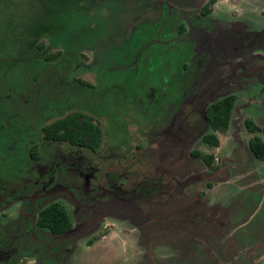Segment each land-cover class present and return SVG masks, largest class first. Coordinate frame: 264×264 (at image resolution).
<instances>
[{"label": "flooded vegetation", "instance_id": "1", "mask_svg": "<svg viewBox=\"0 0 264 264\" xmlns=\"http://www.w3.org/2000/svg\"><path fill=\"white\" fill-rule=\"evenodd\" d=\"M205 3L186 19L182 18L180 11L169 9L165 3L159 7V17L164 10L167 11L166 13L170 12L173 19L176 17V21L179 15L178 26L182 25L184 31L174 29L171 35V37H174L172 39L174 43L171 48L167 47L170 44L168 37L170 34L165 33V31L164 40L157 39L154 43V45L163 48L156 50L154 54L163 57L168 49L176 48L178 54L183 57L191 56L188 67L174 68L173 70L171 68L152 69L150 60H146L143 63L146 66L139 69L136 67L138 60L136 58L133 62L135 67L131 75L124 76V81L121 82L120 72L123 73V71L119 68V64L114 65L112 62L113 65L110 67L111 70L105 77V81L101 82L96 89L80 80L69 77L59 78L62 84L52 88L53 96L60 93L65 96L68 90V92H71L70 99L75 97L79 104L88 103L94 108L95 114H104L105 117L93 118L82 111H75L57 118L49 124L73 113H78L92 120L100 129V124L103 123L102 119L105 118L104 122L107 120L110 125V128H108L109 133H107L105 140L101 129L102 141L100 145L91 148L89 146L74 145L66 141L45 139L42 132L43 126L41 128L40 145L42 147L44 144L63 146L64 148L61 147L62 150L66 151L67 154L58 158L55 152H51L49 156V165L53 167V170L59 166L57 162L66 166L64 171L58 170L59 172L56 175L59 179L56 178L57 183L54 184V188H49L54 179H44L47 173L45 168L40 166L39 163H32L36 158L40 159V163L45 162L44 156L38 154L40 149L38 143L29 148L27 163L30 161V165L26 166L25 158L24 175H21L19 164H13L16 168L13 171L15 176L9 181L11 184L9 190H7L8 181L4 174L6 162L3 158L5 157L0 154V207L3 204L15 205L12 211L5 214L0 213V264H15L18 256H20L18 262L25 263V253L30 252V250L21 247V237L24 235H34L36 230L55 235L47 229L36 226L39 212L47 207L45 206L35 213L38 202L69 195L73 183L77 187L76 189L81 188L83 202L88 201L84 186L87 187L91 180L98 182L99 195L91 199L96 198V204L85 205L84 209L92 213L93 219L99 220L97 223L102 222L101 232L107 226L106 221L110 220L116 224L113 219H109L113 217L112 211L114 208L127 210L129 207H136L137 209H134V212L141 213L138 215L144 218L139 233H136L143 243L141 241L137 243L140 246L143 245L146 249L149 248L151 252L145 256H142L143 254L137 255L134 260L135 264L264 263L261 257L253 258V256H250L252 252L260 247V244H264V237L252 246H249L248 242L245 243L243 240V238L254 237L261 230L259 227L250 225L245 227L244 231H241L244 224H237L238 226L231 228L227 224L228 219L226 217L222 218V216L209 214L202 209L199 201L201 196L200 187L204 181L216 180L221 171L227 168L233 169L230 165H236V161L234 160L232 163L231 160L237 157L234 148L229 149L228 153L222 152L223 155L219 159L215 157L214 153L205 154L202 150L194 148L199 139L205 144L202 141V136L209 132L208 127L205 125L203 111L213 100L232 94L231 88L236 86L233 79L255 73L252 67L246 65L244 62L245 57L242 56L244 48L253 47L252 43L255 42L252 40L253 36L250 33L247 34V28L243 25L244 22L240 19L216 17L213 14L215 5L212 7L211 14L203 15L201 10ZM152 41L154 40L151 38L149 41L147 39L143 47L145 51L151 50L153 45L150 43ZM144 54L150 57L149 53L144 52ZM260 57L264 60V54ZM191 65L193 66L190 67ZM222 89L225 90L222 91ZM232 95L235 96L236 102L237 96ZM118 107L128 108L130 111L131 109L139 110L137 113V117L141 119L139 123H142L145 130L148 131L147 136H143L140 143L134 145L132 150H134V156H141L146 161L149 173L148 175H142L141 172L134 180L126 172L119 173L106 170L108 164L112 166L111 159H116L119 156L126 157L131 152V149L129 150L131 145L127 144L125 149L121 148V145L126 144V124L128 120H131L129 119L131 115H129L130 112L127 114L123 109V111H119ZM235 108L236 106H234L233 112ZM116 109H118L117 114L115 113ZM113 112L115 116L112 117H116V120L107 117V115L111 116ZM245 120L252 121L259 129L255 133L246 130L249 134H252L249 141L257 136L264 143V126H259L252 118H246L244 122ZM5 127L3 123H0V133L6 130ZM2 128H5V130L2 131ZM23 129L18 127L16 132H21L27 136L25 134L28 130L27 126ZM11 131L15 132L14 129H11ZM214 134L220 144L218 135L221 134ZM114 140L118 141L114 142ZM104 141H107L108 144L105 145ZM249 141L247 149L239 150L238 148L240 161L246 162L248 166L242 172H233L229 182L232 183L234 180L239 179L249 186L258 185L262 195L264 193V159H259L252 153ZM219 144L217 147L206 144V147L215 151L220 147ZM235 145L240 147V143L236 139L233 146ZM192 152H200L202 155L213 157L212 164L207 165L202 159L193 156ZM87 154L95 156L97 158L96 162H93L92 158H86ZM224 155H226L225 158ZM222 159L225 160L224 165L220 164ZM256 160L261 162L262 165L259 166L255 163ZM91 164L92 167H90ZM100 165H105L106 172L95 175V172L100 171ZM73 168H75L78 175L73 174ZM203 170L211 172V176L207 177L202 174ZM248 176H250L249 181ZM74 179H80V183ZM196 180L201 184L193 195L188 196L184 191ZM218 184H221V182ZM206 187L213 189L214 186L211 182H208ZM77 205L80 207L79 204ZM63 208L66 210L64 206ZM15 213L16 222L7 223L8 219H13ZM30 219L32 220L31 225ZM22 220L25 222L24 225H21ZM84 221L87 220H83L82 223ZM79 222L78 224H81V221ZM71 223L73 228L75 222L71 221ZM84 229L88 230L90 226L85 225ZM71 230L63 234H68ZM204 236L221 240L222 244L215 247V245L205 240ZM153 247L155 248L154 252H152ZM215 249L220 252L217 253Z\"/></svg>", "mask_w": 264, "mask_h": 264}, {"label": "rangeland", "instance_id": "2", "mask_svg": "<svg viewBox=\"0 0 264 264\" xmlns=\"http://www.w3.org/2000/svg\"><path fill=\"white\" fill-rule=\"evenodd\" d=\"M112 1L114 0H0V123L6 126V130L2 128V131H5L0 133V154L5 157L3 159L6 162L4 174L8 181L7 190L11 187L9 181L15 176L13 171L16 168L13 164H19L21 175H24L25 158L27 163L30 146L41 144L43 126L75 111H82L93 118L105 117L104 114H95L94 108L88 103L79 104L75 97L70 99L71 92L68 90L65 96L61 93L53 96L52 88L62 84L59 78L69 77L80 80L96 89L105 81L113 63L119 64L120 43L138 25L157 21L159 7L163 3L171 10L180 11L182 18L186 19L200 9L207 0H152L147 3L148 7L139 6V0H115L120 1L116 11L110 10L113 9ZM213 14L218 18L228 17L244 22L247 34L250 33L255 42L252 43L253 47L244 48L242 56L245 57L246 65L252 67L255 73L233 79L236 86L231 83L234 86L231 88V93L237 96L236 108L231 115L229 130L218 135L220 140L218 150L207 148L200 139L194 146L205 154L214 153L217 159L223 155L222 152L228 153L231 148L237 153V157L231 160L232 163L236 161V165H230L233 169L227 168L221 171L216 180L204 181L200 187L199 201L202 209L209 214L226 217L227 224L231 228L240 224H244L241 231L250 225L259 227L261 230L254 237L243 238L245 243L248 242V245L252 246L264 237V193L260 194L258 185L249 186L239 179L230 183L229 180L233 172H242L248 166L246 162L240 161L238 154V148L247 149L248 141L252 136L244 127V119L252 118L259 126H264V60L260 57L264 54V0H217ZM179 19L178 15L177 23ZM99 26V34H88V29L97 30ZM164 32L159 29L150 36L148 41L150 38L154 40L150 44L153 45L157 39L164 40ZM168 37L170 44L167 47L171 48L174 37L171 35ZM174 40L177 42L176 39ZM52 53L60 54L54 61H45V56ZM118 108L119 111L125 110L131 115L129 118L131 120L126 124V144L121 145L123 149L127 144L131 145L129 147L131 152L126 157L111 159L112 166L108 164L106 170L126 172L134 180L141 172L142 175L149 173L146 161L141 156H134L132 150L134 145L140 143L143 136H147L148 131L142 123H139L141 121L137 117L139 110ZM115 113H118V109ZM112 116H115L114 112L111 116L107 115L116 120V117ZM104 120L105 118L102 119L103 123L100 126L105 139L110 125ZM26 126L27 136L16 132L18 127L25 129ZM235 139L240 143V147L233 146ZM104 144H108L107 141H104ZM61 147L63 146L54 144H44L43 147L40 145L38 154L44 156L45 162L40 163L38 158L32 162L39 163L45 168L47 173L44 179H54L49 188H54V184L57 183L58 170L66 169V166L60 162H57L59 166L55 170L49 165L51 152H55L58 158L67 155ZM85 157L92 158L93 162L97 159L88 154ZM256 161L253 162L262 165L261 162ZM247 162L250 163L248 160ZM220 164L224 165L225 160L222 159ZM27 165H30V161ZM99 168L101 172H95V175L106 172L105 165H100ZM72 170L73 174L78 175L75 168ZM201 173L207 177L211 174L208 170H203ZM247 179L249 181L250 176ZM74 180L80 183V179ZM70 182L73 183L72 180ZM208 182L214 186L213 189L206 187ZM220 182L221 184H218ZM97 183L91 180L87 187L84 186L86 188L84 191L88 195V201L85 202L81 188L76 189L74 183L68 193L70 196L37 201L35 213L57 202L66 208L71 221L75 224L68 234L55 236L46 231L36 230L34 235L21 237V247L30 250L25 253L24 264H135L137 255L150 254L149 248L146 249L137 243L140 241L143 243L136 233H139L144 218L138 215L141 213L134 212L136 207H129L127 210L114 208L113 217L109 219H113L116 224L110 220L106 221L107 226L101 232L102 222L97 223L99 220L93 219L92 213L84 209L85 205L96 202V198L91 199L99 195ZM200 184L201 182L196 180L185 189L184 193L188 196L193 195ZM14 208V204H3L0 213L5 214ZM15 217L16 213L7 223H15ZM83 220L87 221L82 223ZM79 221L81 224H78ZM29 222L31 225L32 220L30 219ZM24 224L22 220L21 225ZM85 225H89L90 229L85 230ZM154 251L153 247L152 252ZM250 256L261 257L264 261V244H260ZM19 257L15 264H22L18 262Z\"/></svg>", "mask_w": 264, "mask_h": 264}, {"label": "trees", "instance_id": "3", "mask_svg": "<svg viewBox=\"0 0 264 264\" xmlns=\"http://www.w3.org/2000/svg\"><path fill=\"white\" fill-rule=\"evenodd\" d=\"M151 1L152 0H139L138 2L139 6L144 5L145 7H148L147 3H150ZM216 2L217 0H207L201 10V14H211L212 7L216 4ZM119 3L120 1H112L111 6L113 9L110 10L116 11L119 7ZM166 12L167 11L164 10L157 21L152 24L138 25L136 29L132 31L130 35L118 46V50L121 53L118 57L119 68L123 71V73L120 72L121 82L124 81V76L127 77L128 75H131V72L135 67L133 62L136 58L138 59L136 67L139 69H143L146 66L143 65L146 60H150V67L152 69L171 68L173 70L174 68H186L190 65L189 62L191 61V56L189 55L183 57L181 54H178L176 48L168 49V52L163 57L154 54L156 50L158 51L163 48L161 46L153 44L151 50L145 51V49H143L147 39L159 29H163L166 31L165 33L170 35L173 34V29L184 31L182 25L178 26V23L175 18H172L173 16L170 15V12ZM104 25L105 24H103V26ZM97 33H100V26L97 30L88 29L89 35ZM39 48L40 50H43L42 47ZM138 51H140V53H138ZM144 52L149 53L150 57H147ZM59 54L60 53L47 55L45 56V60L49 62L57 59ZM192 66L193 65L190 67ZM234 106L235 96L227 94L221 98L213 100L204 109L203 118L205 120V125L209 129V132L202 136V141L205 144L213 147L218 146V138L214 133L223 134L229 129L231 114ZM244 124L246 130L250 133L259 131L258 127H256L250 120H245ZM42 132L44 138L48 140L66 141L74 145L89 146L91 148H96L102 141V132L100 127L89 118H85L78 113H73L63 119L45 125L42 128ZM249 147L257 158L264 159V143L260 138L254 136L249 141ZM191 154L199 159H202L207 165H210L213 162V157L211 156L202 155L200 152H192ZM36 226L41 229H47L55 235L69 232L72 229V223L68 213L63 206L58 203L51 204L39 212L36 220ZM204 239L215 245V247L218 244H222L221 240H214L209 236H204ZM216 251L217 253L220 252L218 250ZM201 254H203V252H201ZM201 258L204 259L203 257Z\"/></svg>", "mask_w": 264, "mask_h": 264}]
</instances>
